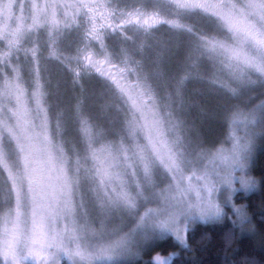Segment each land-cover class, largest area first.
<instances>
[{
    "label": "snow or ice",
    "instance_id": "obj_1",
    "mask_svg": "<svg viewBox=\"0 0 264 264\" xmlns=\"http://www.w3.org/2000/svg\"><path fill=\"white\" fill-rule=\"evenodd\" d=\"M193 17L206 24L194 30L182 22ZM157 25L184 36L190 59L227 70L240 88L264 86V0H0V174L6 205L0 211V264H119L118 257L133 255L136 237L146 230L187 247L190 224L223 218L221 189L235 193L233 184L239 183L254 190V181L237 174L246 170L255 110L231 114V148L192 159L172 96L157 101L153 84L138 74L142 66L127 49L121 50L124 66L114 63L106 40L123 37L135 48L126 32L147 36ZM70 33L77 35L75 44L66 49L69 55H58ZM41 48L76 77L77 68L107 75L130 102L123 137L101 143L79 109L78 143L50 135ZM22 72L34 77L31 93ZM128 75L136 76L135 84L125 83ZM182 84H176L177 99ZM260 110L264 114V105ZM55 128L59 135L60 115ZM160 169L167 187L156 191ZM89 194L101 215L127 212L136 216V228L123 235L119 229L105 232L103 225L98 230L86 209ZM141 202L157 207L139 215ZM233 211L243 224L244 210L233 205ZM151 264H172V258L157 256Z\"/></svg>",
    "mask_w": 264,
    "mask_h": 264
},
{
    "label": "rangeland",
    "instance_id": "obj_2",
    "mask_svg": "<svg viewBox=\"0 0 264 264\" xmlns=\"http://www.w3.org/2000/svg\"><path fill=\"white\" fill-rule=\"evenodd\" d=\"M182 22L185 23L186 26L192 27L194 30L206 24V21L201 17H193L189 20ZM160 26L163 25H157L155 28ZM205 30L211 32L210 29L206 28ZM126 34L132 36L133 39L136 35L143 36L142 34L137 33L133 30L127 31ZM117 39L118 37L110 40L112 45L109 43V40H106L105 43L108 47L109 53H111L113 56L114 63L119 67H123L124 65L121 63V60L123 59L122 55L118 54L119 52H117V50L115 52V49L112 48L113 45H120V42L118 43ZM76 40V34H67L64 38V44L61 45V47L57 50V54H62L63 56L69 55V52L66 49L74 45ZM138 44L140 43L138 42ZM153 47L154 45H152V47L150 48H147V59L143 60L145 63L142 65L143 71L139 69L138 74L142 76H147L149 78L148 82L153 84L158 102L161 96H172L174 112L179 117V119L183 121L184 131L182 132V136L186 138V144L188 146L190 158L195 159L199 153L205 151L216 152L221 148H231L232 142L229 139L230 123L228 127L229 132L226 135L224 140L225 142L222 145L215 146V148L211 150L199 148L198 143H200L201 141V129L200 127H198V123H196V117L194 114L193 107L195 103L190 101L189 104V99L187 97L185 100L183 84L180 89V97L177 99L174 95L177 84L176 80L179 79L177 74L178 72L176 68V63H180L182 59V64H185L187 62V58L190 59L191 54L189 47H187L188 57H185L186 47ZM121 48L126 49L123 46H121ZM139 50L141 52V48ZM40 52L42 54L39 56L41 64L40 84L43 86L45 92L42 104L43 107L47 109L49 114L50 135H52L54 139L62 138L75 144V126L77 125L76 102L79 98V112L82 113L86 119H88L89 123L93 127L94 132L100 135L101 143L117 142L121 137H123L126 128V118L129 115L130 102L127 101L126 96H123L119 92L116 85L113 84L112 81L107 78V75L105 74L104 76H101L95 70L89 72L91 74H96L101 80H103L108 85V89L103 88L98 91L93 85L94 81H91L90 77H88L87 80L84 79V81L78 79L75 80V78L78 77H76L73 72H70L73 76L72 78H70L71 76L68 75L64 70V67H66L65 64L61 63L55 57L50 56L49 52L44 48H41ZM142 52L144 54L143 50ZM116 54L121 56H118ZM97 58L102 59V57ZM131 60L135 61L133 58H131ZM197 60L198 70L203 71L205 73L209 70V72L212 73V75H210V78L213 83L219 87L220 92H223L222 95H219L220 102L225 104L224 109L229 108L230 117L231 114L237 109L244 112L255 110L257 124L251 129V148L248 155V159L246 161V170L244 173L237 174L238 176H244L245 178L250 179V175L248 174L250 163L253 158L254 152L256 151L257 140L260 135L264 132V124L260 123L262 117H264V114H262L260 110L261 106L264 105V86L257 82L247 87L240 88L233 81L227 70H221L212 62H209L205 59ZM131 66L135 67V64H131ZM77 70L81 73H88L87 71H83L79 68H77ZM22 75H24L25 87L31 93L35 90V85L33 83L34 77L30 74H24V72H22ZM252 79H256L255 75L252 76ZM125 83L135 84L136 76L128 75L126 77ZM230 88H235L236 92L233 93L229 91ZM108 91L112 92L114 98L110 95L111 93ZM105 95L108 96L111 101H114L113 105L116 109L111 107V105H108L106 101L102 100ZM34 106V102H30V107ZM120 107L122 109L120 110V112H122L120 115H118ZM57 115L61 116V128L59 129V135L57 134V130L55 128ZM105 116L107 117L105 125H97L96 128V119L100 117L104 118ZM101 121L99 120V122ZM238 134L241 136L244 135L242 131H239ZM140 142L142 144L144 143L142 139L140 140ZM99 146L100 145L98 144L97 147ZM206 162L207 161H205V163ZM154 179L157 185L156 191H160L167 187V181L164 179V172L162 169L158 170ZM233 187L237 191L242 189V185H240L239 183H234ZM3 189L4 177L2 174H0V211L6 208L4 202ZM133 194L135 193L133 192ZM233 194L234 193H230L221 189V192L217 196V202L220 204L222 210V201H224L226 205L233 204L232 199L229 203H226V201H228L229 199V196H231L232 198ZM85 203L86 209L90 214L89 218L93 226L96 227L98 230L100 229L101 225H103V229L105 232H112L113 230L119 229L121 231V235H123L136 228L135 215H130L124 211H117L112 213L110 216L105 217L98 212L94 200L90 194L86 197ZM155 207H157V204L155 202L147 203L146 205L141 202L139 205V215H143L144 211H146L148 208ZM197 222L202 221L197 220L196 222L190 224L188 226V230ZM163 237L166 236H162L158 232L146 230L143 234L138 235L136 237V243L132 248L133 255L118 257L117 260L119 264H126L147 257H149L151 261H153L154 258L157 256H160L162 258H173L174 253L162 255L157 252H151L154 243L158 239ZM151 253L152 255H150ZM61 264H66V261H62Z\"/></svg>",
    "mask_w": 264,
    "mask_h": 264
},
{
    "label": "trees",
    "instance_id": "obj_3",
    "mask_svg": "<svg viewBox=\"0 0 264 264\" xmlns=\"http://www.w3.org/2000/svg\"><path fill=\"white\" fill-rule=\"evenodd\" d=\"M133 40L136 41L135 48H129L128 44L123 43V37H118L117 41L120 42V45H113L112 48L121 54L123 49L121 46L125 47L130 52L131 58L139 61L141 66L145 63L143 60L147 59V48L152 45L154 47H186L185 57H188V42L185 37L167 26L152 29L147 36L136 35ZM109 43L111 44L110 40ZM197 62V59L194 61V59L187 58L185 64H182V59L180 63H176L180 79L176 81H183L185 100L187 97L189 104L190 101L195 103L193 107L196 123L201 129L199 148L211 150L225 142V137L229 132L230 111L229 108L224 109L225 104L220 102L219 95H222L223 92L221 93L219 87L211 80L212 73L209 70L206 73L198 70ZM64 70L71 76L70 78L73 77L66 67ZM81 74L75 80L84 81L90 77L98 91L103 88L108 89L107 83L96 74L89 72ZM110 93L114 98L112 92ZM78 99L76 110L80 109L78 108ZM102 100L116 109L113 105L114 101H111L108 96L105 95ZM120 110H122L121 107L118 115L122 112ZM106 118V116L97 118L96 128L97 125L104 126ZM99 120L102 121L99 122ZM79 140V130L76 125L75 143H78ZM248 174L250 180L255 183L254 190H238L231 198L233 202L231 205H226L222 201L224 213L222 219L197 222L190 227L187 232V247L179 245L174 238L166 236L154 243L151 252L162 255L174 253L172 264H264V132L257 140L256 151L251 160ZM233 205L244 210L245 221L243 224L234 214ZM151 262L147 257L126 264H151Z\"/></svg>",
    "mask_w": 264,
    "mask_h": 264
}]
</instances>
